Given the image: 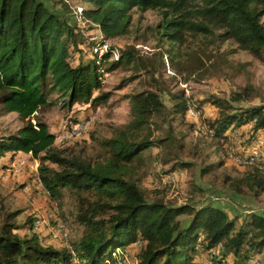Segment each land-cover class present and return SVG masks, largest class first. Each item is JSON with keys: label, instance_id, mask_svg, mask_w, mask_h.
<instances>
[{"label": "trees", "instance_id": "1", "mask_svg": "<svg viewBox=\"0 0 264 264\" xmlns=\"http://www.w3.org/2000/svg\"><path fill=\"white\" fill-rule=\"evenodd\" d=\"M77 1L83 4L85 27L70 24L44 0H0V110L15 112L23 121L16 132L0 136V156L21 151L37 159L43 190L54 201L63 189L71 191L75 203L70 215L82 227L81 236L70 246L56 248L36 234L35 219L21 226L9 220L15 217L11 212L0 224V264H243V260L257 264L253 258L264 264L263 214L229 215L212 204L147 198L137 175L143 152L171 139V135L152 137V119L164 108L156 91L128 96L132 119L110 137L99 139L103 151L96 156L56 148L58 133L36 116L50 105L52 93L68 108L77 101L99 105L108 99L104 92L93 96L103 72L137 59L133 46L112 45L117 36L128 32L134 7L157 11L159 35L170 42L181 44L187 34L210 35L218 41L232 40L238 49L264 62V0ZM52 2L68 9L65 0ZM106 40L112 42L104 44ZM102 46L105 50L98 55ZM174 100L173 115H184L192 108L184 96ZM210 102L218 108L216 116L206 121L216 152L231 146L234 130L247 124L249 129L239 135H248L244 143L249 150L264 130V105L239 107L217 96H210ZM76 115L70 116L66 128L79 122ZM263 163L264 159L260 166ZM219 164L222 160L207 164L202 173ZM186 165L180 162L170 171ZM260 166L245 165L233 175L223 171L224 182L237 194H264ZM20 228L28 229L20 232ZM130 247L134 248L131 262L123 256L117 261L116 255ZM203 254L208 261L198 262Z\"/></svg>", "mask_w": 264, "mask_h": 264}, {"label": "rangeland", "instance_id": "2", "mask_svg": "<svg viewBox=\"0 0 264 264\" xmlns=\"http://www.w3.org/2000/svg\"><path fill=\"white\" fill-rule=\"evenodd\" d=\"M52 1L44 0L70 24L84 27L88 24L81 16L82 3L65 0L68 9H64L60 3ZM132 10L128 32L117 36L113 42H104H112L117 49L133 46L137 58L135 63L119 64L103 72L101 86L93 91V96L104 92L108 99L99 105H93L90 100L77 101L68 108L63 105V99L52 93L48 96L50 105L36 113L51 132L58 133L54 146L85 150L86 154L96 156L103 151L99 139L110 137L116 128L124 127L132 119L128 96L153 90L158 93L164 108L152 119V137L162 139L171 135V139L143 152L137 175L147 198L167 203L212 204L225 209L229 215H244L251 211L264 215V194L257 197L237 194L224 182L222 175L223 171L230 175L241 172L245 165L260 166L264 159V130L258 133L256 147L247 150L244 140L248 135L245 132L243 136L239 134L250 125L238 127L234 130L232 145L216 152V145L211 144V137L207 135L206 124L207 119L218 112L210 102V96L226 99L239 107L264 105V62L238 49L232 40L218 41L210 35L187 34L181 44L170 42L159 35L157 25L161 17L157 11L142 12L135 7ZM262 21L264 23V17ZM97 34L100 36L99 32ZM103 50L104 46L96 50L97 54ZM108 66L106 62L104 67ZM177 95L184 96L192 107L184 115H173L170 111ZM74 113L80 119L73 125L83 124L81 128L68 131L65 126ZM22 125L17 113L0 110V136L14 133ZM221 160L222 164L211 172L202 173L204 166ZM180 162L187 165L170 171ZM38 164L37 159L21 151H7L0 156V224L9 213L15 212V217L9 220L23 226L28 220L35 219L33 229L45 244L56 248L70 246L71 240L82 234V227L70 215V210L74 211L75 195L63 189L57 201L51 199L40 184ZM260 167L264 169V163ZM20 229L22 232L28 228ZM211 251L217 253L218 249ZM133 253V247L127 248L116 255V260L123 256L131 262ZM196 260L208 261V257L203 254ZM251 261L263 264L258 258Z\"/></svg>", "mask_w": 264, "mask_h": 264}, {"label": "built area", "instance_id": "3", "mask_svg": "<svg viewBox=\"0 0 264 264\" xmlns=\"http://www.w3.org/2000/svg\"><path fill=\"white\" fill-rule=\"evenodd\" d=\"M82 124H83V123H80V124H76V125L70 126V127L68 128V131H69L70 129H72V128H81ZM252 147H256V141L252 144ZM250 157H255V156H250ZM259 165H260V163H259Z\"/></svg>", "mask_w": 264, "mask_h": 264}, {"label": "bare ground", "instance_id": "4", "mask_svg": "<svg viewBox=\"0 0 264 264\" xmlns=\"http://www.w3.org/2000/svg\"><path fill=\"white\" fill-rule=\"evenodd\" d=\"M74 129H75V128H74ZM72 133H74V134H75L76 132H75V131H72Z\"/></svg>", "mask_w": 264, "mask_h": 264}]
</instances>
